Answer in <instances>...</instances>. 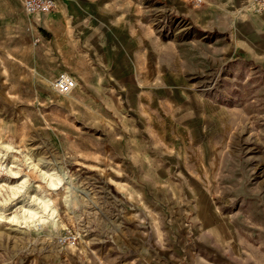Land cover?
I'll return each mask as SVG.
<instances>
[{"label":"rangeland","instance_id":"rangeland-1","mask_svg":"<svg viewBox=\"0 0 264 264\" xmlns=\"http://www.w3.org/2000/svg\"><path fill=\"white\" fill-rule=\"evenodd\" d=\"M251 1L55 0L29 17L0 0V264H264ZM38 199L53 222L7 223Z\"/></svg>","mask_w":264,"mask_h":264},{"label":"built area","instance_id":"built-area-1","mask_svg":"<svg viewBox=\"0 0 264 264\" xmlns=\"http://www.w3.org/2000/svg\"><path fill=\"white\" fill-rule=\"evenodd\" d=\"M26 15L37 17L51 13L55 7V0H19ZM251 8L255 10H264V0H252ZM53 89L60 95L69 94L75 88L73 78L62 73L52 82Z\"/></svg>","mask_w":264,"mask_h":264},{"label":"bare ground","instance_id":"bare-ground-1","mask_svg":"<svg viewBox=\"0 0 264 264\" xmlns=\"http://www.w3.org/2000/svg\"><path fill=\"white\" fill-rule=\"evenodd\" d=\"M43 178L45 180V183L47 187H49L52 190H57L61 184V178L57 175V173L52 172L51 174H46L45 172L43 173ZM38 205L39 208L37 209H32V208H27L23 210V213L21 214V217H16L12 216L9 218H6L7 223L11 225H22V224H27L31 223L34 224L38 220V225H41L43 223H50L54 221L55 218V211L51 208L50 204L45 201H40L38 199ZM39 210V211H37ZM39 213H41L43 216H37ZM20 219L21 221H19ZM35 225V226H38Z\"/></svg>","mask_w":264,"mask_h":264},{"label":"crops","instance_id":"crops-1","mask_svg":"<svg viewBox=\"0 0 264 264\" xmlns=\"http://www.w3.org/2000/svg\"><path fill=\"white\" fill-rule=\"evenodd\" d=\"M206 222H210V220L209 219H206Z\"/></svg>","mask_w":264,"mask_h":264}]
</instances>
